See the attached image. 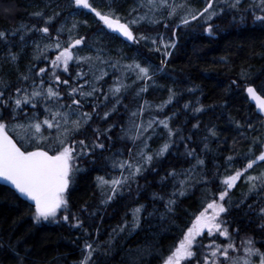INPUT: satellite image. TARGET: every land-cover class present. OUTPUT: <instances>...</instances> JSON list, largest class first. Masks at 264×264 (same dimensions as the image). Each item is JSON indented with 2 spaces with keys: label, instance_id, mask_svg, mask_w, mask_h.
<instances>
[{
  "label": "trees",
  "instance_id": "16d2710c",
  "mask_svg": "<svg viewBox=\"0 0 264 264\" xmlns=\"http://www.w3.org/2000/svg\"><path fill=\"white\" fill-rule=\"evenodd\" d=\"M89 2L101 12H107L111 6L117 14H121L123 20L126 10L136 5V0ZM188 2L197 9L201 6L200 0ZM250 3L251 0H242L240 11L226 9L211 21L198 19L187 26H179L175 36L170 38L175 39L176 47L169 49L171 56L166 58L167 63L162 66V71L155 72V83L143 98H133V93L140 84L134 85L122 104L117 106L118 111L106 122L94 117L90 127L76 137L91 144L95 139L92 129L99 127L103 132L109 125H115L107 134L111 137L110 140L101 137V142L105 144L103 150L97 149L94 154L79 160L81 171L74 173L67 193L70 208L67 223L60 220L37 224L32 219V206L12 189L0 184V264H79L85 240L95 241L100 245L93 257L94 264H162V258L178 245L183 232L190 226L195 215L206 206L211 194L222 187L220 179L227 174L226 157H238L233 168L228 170L234 171L246 163L239 156L248 151L252 142L257 137L264 141L263 120L245 94L246 86L252 85L264 96V25L254 22L251 11H244ZM37 11H43L45 17L60 12L47 25L52 37L56 36V29L61 25L67 29L77 23L78 27L73 33H77L76 37H85L86 43L82 47L87 48L88 44H92L84 51L85 55L95 56L99 49L101 55L110 60H120L121 63L137 61L142 65H151L154 70L161 68V60L149 58L141 46L132 48L130 44L108 34L101 28L100 22L95 20L93 13L88 9L76 8L72 0H0V30L11 33L20 29L21 25L28 29L46 26L44 19L33 15ZM83 21H87V24ZM209 23L213 26L211 34L205 31ZM176 25L179 24L172 21V26ZM157 28L159 33L161 30ZM20 35L25 36L23 42L20 41ZM67 36V31L62 33V40H66ZM34 42H40L43 46L49 41L41 33L21 29L10 37L8 45L0 44V78L9 85L6 93H13L15 88L23 86L19 77L28 73L29 66L35 65V71L48 66L45 62L33 60ZM9 47L20 54L15 63L3 59ZM54 52L48 53L50 58ZM76 70V66L70 64L73 77ZM112 71L110 69V74ZM68 78L69 74L61 76L62 80ZM111 83V75L105 77L104 91H107ZM128 83H131V79ZM69 84L73 85L71 79ZM169 88L176 93L173 102L162 112H156L154 106L167 100ZM60 91L67 95L65 86L61 85ZM145 99L153 105V115L161 119L171 117L170 126L179 129V132L173 137L174 144L164 157L155 159L142 175L130 182L122 194L104 206L100 203L102 196L96 186V178L118 174L113 173L110 167L116 154L122 153L120 158H128V150L133 145L121 129L128 127V113ZM63 102L71 103V100L65 99ZM90 103L91 99L85 104L84 111H92L88 106ZM185 104H189V108H184ZM124 105H127V110ZM201 105L202 112H193L194 107ZM111 106L109 102L108 108ZM108 108H101L100 115ZM27 111L31 115L30 107ZM40 111V118L43 119L42 109ZM148 115L146 112L144 119ZM20 119H24L23 115ZM8 122L11 124V121ZM237 122L241 127H237ZM249 123L253 125L252 129L247 128ZM196 124L199 127L194 128L193 125ZM209 129H214L216 136H211ZM156 132L157 135L149 141L152 150H156L167 139L163 128H157ZM10 134L16 138L11 130ZM188 149H195L196 156L204 160V165L197 166L193 180L189 181L186 188V195L181 197L177 194L174 197L172 193L179 187L178 181L184 177L178 176L174 180L168 173L173 169L182 173L196 165V159L186 155ZM260 151V144H256L254 152L259 154ZM262 171L264 162H259L249 170V174L257 175ZM205 177L207 184L196 183ZM246 192L247 185L242 178L230 192L232 206L224 218L229 222L230 231L239 229L237 245L241 239L252 237L256 247L264 251V230L258 227L260 221L247 207L248 204H253L258 208L264 205V200L255 195L245 199ZM169 199L176 200L172 211H168L166 207ZM241 200L244 203L235 207ZM139 205L144 206L139 228L126 229L122 233L118 230L113 232V229H118L125 221L131 224L132 209ZM85 206L87 211L82 212L81 209ZM63 214L60 213L61 216ZM71 214L81 219L82 228L71 226L75 223ZM221 240L219 242H225Z\"/></svg>",
  "mask_w": 264,
  "mask_h": 264
},
{
  "label": "snow or ice",
  "instance_id": "6c2138e0",
  "mask_svg": "<svg viewBox=\"0 0 264 264\" xmlns=\"http://www.w3.org/2000/svg\"><path fill=\"white\" fill-rule=\"evenodd\" d=\"M72 3L78 9H88L99 22H102L103 26L128 41L139 43L140 40L145 42L150 40L151 44L155 45L154 50L160 52L165 59L161 60V68L154 70L151 65H142L137 61L121 63L120 60L106 59L99 49L95 56L81 55L78 46L85 44L86 40L83 36L73 35V30L78 27L77 23H73L72 27L67 29L61 25L56 29L55 37L49 34L47 25H50L60 12H54L47 17L44 16L43 11L34 12L33 15L44 19L46 25L38 29L35 26L28 29L21 25L20 29L11 33L0 30V44L8 45L10 37L15 36L21 29L26 32L41 33L49 41L43 46L40 42H34L33 60L45 62L48 66L40 67L38 71L34 70L35 65L29 66L28 73L21 74L19 77L23 86L15 88L13 93H6L5 90L9 85L0 78V180L11 185L19 196L31 202L32 219L37 224L69 221L70 208L67 193L74 173L81 171L78 161L94 154L97 149L103 150L105 144L101 142V137L110 140L111 137L107 134L115 125H109L103 132L99 127L92 129L95 139L91 144L85 139L76 137L90 127L94 117L106 122L113 113L118 111L117 106L122 104V100L134 85L140 84L133 93V98L142 99L149 87L155 83V72L162 71V66L167 63L166 58L171 56L169 49L176 47L175 39L165 41L162 35L151 38L141 33L137 37L132 27L142 23L157 25L164 19H174L177 16H179L177 27L187 26L191 21L198 19L207 22L226 9L240 11L242 0H206V6L198 11L192 9L187 0H182L180 3L176 0H136V6L128 13L131 19L123 21L111 6L107 12H101L93 7L89 0H72ZM244 11H251L254 22L258 21L264 25V0H251ZM83 23L86 25L87 21ZM164 27L167 28L168 24L165 23ZM65 31L68 33V38L67 41H62L61 34ZM205 31L211 34L212 24L209 23ZM174 36L175 32H173ZM24 40L25 36L20 35V41ZM50 51H55L54 57H49ZM19 55L9 47L3 59L15 63ZM70 64H74L77 69L74 77L70 73ZM107 68L113 70L111 74ZM63 74H69V78L62 80ZM110 75L112 83L108 85L107 91H104L105 77ZM70 79L73 85L69 84ZM130 79L131 83H128ZM61 85L67 88L66 96L60 91ZM168 91L167 100L154 106L156 112H162L168 104L173 102L176 93L171 88ZM245 91L247 96L256 102L258 112L264 115V97L259 95L252 85L246 86ZM100 97L103 99L101 100ZM65 99H70L71 103H64ZM90 99L92 103L88 106L92 111H84L85 104ZM109 102L112 104L110 108H108ZM29 107L31 115L27 111ZM124 107L127 110V105ZM101 108H108L102 116L99 111ZM184 108H189V104H185ZM40 109L43 112V119L40 118ZM152 110L153 105L145 99L135 110L128 113V127L121 130L131 141L133 148L128 150L127 159L120 158L122 153L116 154L112 159L110 167L113 173L118 172V174L96 178V186L102 196L100 201L102 205L107 206L111 203L122 194L130 182L142 175L155 159L164 157L172 148L173 137L177 135L179 129H173L170 126L171 117L165 116L161 119L153 115ZM192 110L195 113L202 112L203 106L194 107ZM146 112L149 115L147 119H144ZM21 115L24 117L23 120L20 119ZM8 121H11V124ZM193 127H199V125L196 124ZM237 127H241L238 122ZM157 128L166 130L167 139L156 150H152L149 141L157 135ZM247 128L252 129L253 125L249 123ZM10 130L15 133L16 138L10 134ZM45 132L48 134L45 135ZM209 132L211 136H216L214 129H209ZM181 139L184 138L181 137ZM256 144L261 146L259 154L254 152ZM185 147L187 148V145ZM207 147L205 144V148ZM186 155L194 157L196 165L182 173H177L175 169L168 173V176L174 180L178 176L184 177L178 181L179 187L172 193L174 197L177 194L181 197L186 195V188L189 181L193 180V173L197 166L204 165V160L196 156L195 149H188ZM237 158L233 155L226 157L227 174L220 179L222 187L211 194V198L206 201V206L195 215L190 226L183 232L178 245L162 258V264H264V251L256 247L254 238L245 237L240 240L238 246L236 237L239 235V229L230 231L229 222L224 218L232 206L230 192L242 178L247 185L245 199L255 195L264 200V171L257 175L249 174V170L259 162H264V141L257 137L248 151L239 156L246 163L242 167L235 168L234 171H228L233 168ZM196 183L207 184L208 181L205 177ZM241 203H244V200L235 204V207H239ZM175 204V199H169L166 205L168 211H172ZM247 207L260 221L258 227L264 230V205L257 208L253 204H248ZM143 209V205L132 209L131 224L125 221L118 226V229H113V232L118 230L122 233L126 229L139 228ZM81 211L86 212L87 207L85 206ZM61 212L64 213L62 216ZM71 215L75 221L71 226L82 228L81 219L75 214ZM97 234H99L98 231ZM85 235H88L86 230ZM208 237L212 239L205 244L204 240ZM219 237L224 238L225 242H218ZM99 249V243L85 240L79 264H94L93 257ZM241 252L242 255L239 254Z\"/></svg>",
  "mask_w": 264,
  "mask_h": 264
},
{
  "label": "rangeland",
  "instance_id": "374dc122",
  "mask_svg": "<svg viewBox=\"0 0 264 264\" xmlns=\"http://www.w3.org/2000/svg\"><path fill=\"white\" fill-rule=\"evenodd\" d=\"M201 1V6L200 7H198L199 9H197V7L196 8H194V7H192L191 5V8L192 9H194V10H202L205 6H206V0H200ZM176 2L177 3H180V2H182V0H176ZM187 2H188V0H187ZM188 4H189V2H188ZM136 6V5H135ZM134 6V7H135ZM132 9V8H131ZM131 9H129V10H126V12H125V15H124V17H125V19L124 20H126V19H131V17L128 15V13H129V11L131 10ZM72 14H74L73 12H72ZM94 15V14H93ZM120 16H121V14H119ZM95 16V15H94ZM95 20H98V18H96L95 17ZM202 20V19H201ZM122 21H123V19H122ZM172 21H175L176 22V24H179V16H177L176 18H174V19H165V20H163L160 24H157V25H149V24H147V23H142V24H140L139 26H133L132 27V30H133V32H134V34L137 36V37H139V35L141 34V33H143L145 36H149V37H151V38H155V37H157L158 35H162L163 37H164V40L165 41H168V40H170V38H173V32H176V29L178 28L177 27V25L176 26H172ZM168 24V27L167 28H165L164 27V24ZM100 24H101V26H102V22H100ZM157 27H159L160 29L159 30H161L159 33H157V31H158V28ZM102 28V27H101ZM74 31V30H73ZM75 34H77L76 32H74L73 33V35L74 36H76ZM151 35V36H150ZM79 36H81V35H79ZM78 36V37H79ZM67 38H68V36H67ZM67 38H66V40H62V38H61V40L62 41H67ZM91 43H94V41H91ZM158 43H159V41H158ZM91 45H87V48H85V47H82V45H80V46H78V49H79V52H80V54L81 55H85L84 54V51L85 50H87L89 47H90ZM130 46H133L132 48H138V47H142V48H144L145 50H146V55H148V57L149 58H151V57H153L154 59H156V60H162V59H165L163 56H162V54L160 53V52H156L155 50H154V48H155V45H152L151 44V42H150V40L149 41H147V42H145V41H143V40H140V42L139 43H131L130 44ZM56 53L54 52V54H53V56L52 57H54V55H55ZM106 59H110L109 57H107ZM150 63L152 62V61H149ZM110 69L111 68H109V73H110ZM155 110V109H154ZM78 164H79V161H78ZM239 184V181L237 182V185ZM212 238L211 237H208V238H206L205 239V244H207L210 240H211ZM220 239H222V240H224V238H222V237H219L218 238V242L220 241ZM221 240V241H222ZM239 246V245H238ZM258 247V246H257ZM259 248V247H258ZM243 253H241L240 255H242Z\"/></svg>",
  "mask_w": 264,
  "mask_h": 264
},
{
  "label": "water",
  "instance_id": "95a60500",
  "mask_svg": "<svg viewBox=\"0 0 264 264\" xmlns=\"http://www.w3.org/2000/svg\"><path fill=\"white\" fill-rule=\"evenodd\" d=\"M102 26H103V24H102ZM103 28L106 30L107 33L117 36V37H118L120 40H122L123 42H125V43H127V44L132 43L131 41H128L126 38L120 36L118 33L111 32V30L107 29L105 26H103ZM253 87H254V86H253ZM257 93H258L259 95H261L258 91H257ZM245 94L247 95L246 91H245ZM261 96H262V95H261ZM262 97H264V96H262ZM247 99H248V101L253 105V107H254L256 113L262 118L263 123H264V115H261V114L258 112L257 107H256V102L253 101V100H251V98L248 97V96H247ZM0 184L9 187L10 189H12V190L15 192V189L12 188L11 185L6 184V182L0 180ZM17 194H18V193H17ZM18 195H19V194H18ZM20 198L23 199L24 201H26L28 204L31 205V202H30V201H27L24 197L20 196Z\"/></svg>",
  "mask_w": 264,
  "mask_h": 264
},
{
  "label": "bare ground",
  "instance_id": "6f19581e",
  "mask_svg": "<svg viewBox=\"0 0 264 264\" xmlns=\"http://www.w3.org/2000/svg\"><path fill=\"white\" fill-rule=\"evenodd\" d=\"M165 20V19H164ZM76 35V34H75ZM91 39V38H90ZM92 45V44H91ZM95 45V44H94ZM94 47V46H93Z\"/></svg>",
  "mask_w": 264,
  "mask_h": 264
},
{
  "label": "flooded vegetation",
  "instance_id": "af4514ba",
  "mask_svg": "<svg viewBox=\"0 0 264 264\" xmlns=\"http://www.w3.org/2000/svg\"><path fill=\"white\" fill-rule=\"evenodd\" d=\"M112 35V34H111ZM114 36V35H113ZM116 37V36H115ZM118 38V37H117Z\"/></svg>",
  "mask_w": 264,
  "mask_h": 264
}]
</instances>
